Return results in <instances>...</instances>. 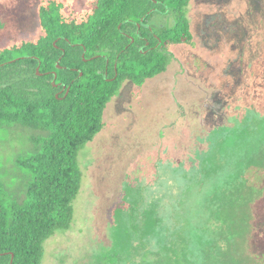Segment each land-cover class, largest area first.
I'll return each instance as SVG.
<instances>
[{
	"label": "trees",
	"instance_id": "obj_1",
	"mask_svg": "<svg viewBox=\"0 0 264 264\" xmlns=\"http://www.w3.org/2000/svg\"><path fill=\"white\" fill-rule=\"evenodd\" d=\"M191 1L87 0L76 9L73 0H40V34L0 49V127L21 124L46 133L33 140V153L17 159L33 176L26 199L9 202L0 182V264H43L45 242L71 228L82 187L81 150L105 126V110L123 84L139 98L148 79L166 72L173 46H194ZM167 17L171 23H163ZM256 65L264 83V54ZM263 83L253 79L232 104L231 119L216 118L200 137L203 148L183 152L169 198L179 195L187 225L175 218L178 225L170 228L167 214L157 231V218L147 213L141 239L155 236L158 250L169 255L152 264H172V258L176 264H259L244 246L264 202ZM141 232L135 227L127 234ZM178 240L188 244L182 256Z\"/></svg>",
	"mask_w": 264,
	"mask_h": 264
},
{
	"label": "rangeland",
	"instance_id": "obj_2",
	"mask_svg": "<svg viewBox=\"0 0 264 264\" xmlns=\"http://www.w3.org/2000/svg\"><path fill=\"white\" fill-rule=\"evenodd\" d=\"M86 1L73 4L78 9ZM39 2L0 0V49L40 34ZM188 19L194 46H173L166 72L148 79L139 98L125 83L108 104L105 126L78 157L83 178L71 228L45 242L43 264H152L168 258L155 236L141 239L147 213L157 218V231L167 214H172L164 221L170 228L187 225L177 209L179 195L169 198L178 186L173 174H182L183 152L203 148L200 137L216 118L231 119L232 104L248 93L253 79L263 83L256 64L264 54V0H192ZM45 135L21 124L0 127V182L9 202L26 199L33 176L17 159L33 153V140ZM254 215V234L244 253L264 264V202ZM135 227L142 232L128 237ZM187 245L178 240L176 255Z\"/></svg>",
	"mask_w": 264,
	"mask_h": 264
},
{
	"label": "water",
	"instance_id": "obj_3",
	"mask_svg": "<svg viewBox=\"0 0 264 264\" xmlns=\"http://www.w3.org/2000/svg\"><path fill=\"white\" fill-rule=\"evenodd\" d=\"M141 20L144 21V18H142ZM139 25H140V24H139ZM57 67L60 68V65L58 64ZM81 73H82V72H81ZM54 75H55V79H54V82H55V81H56V78H57V73L55 72Z\"/></svg>",
	"mask_w": 264,
	"mask_h": 264
}]
</instances>
